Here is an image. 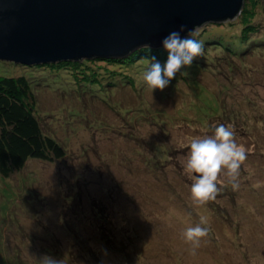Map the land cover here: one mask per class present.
<instances>
[{"label": "rangeland", "instance_id": "1", "mask_svg": "<svg viewBox=\"0 0 264 264\" xmlns=\"http://www.w3.org/2000/svg\"><path fill=\"white\" fill-rule=\"evenodd\" d=\"M246 3L248 20L223 21L228 48L206 42L163 91L143 82L148 55L0 60V74L32 77L44 132L67 154L0 175V264H264V0ZM220 124L247 154L239 189L222 173L217 198L197 205L183 165ZM201 216L192 255L182 233Z\"/></svg>", "mask_w": 264, "mask_h": 264}, {"label": "water", "instance_id": "2", "mask_svg": "<svg viewBox=\"0 0 264 264\" xmlns=\"http://www.w3.org/2000/svg\"><path fill=\"white\" fill-rule=\"evenodd\" d=\"M246 0H0V60L122 58L185 25L234 20Z\"/></svg>", "mask_w": 264, "mask_h": 264}, {"label": "clouds", "instance_id": "3", "mask_svg": "<svg viewBox=\"0 0 264 264\" xmlns=\"http://www.w3.org/2000/svg\"><path fill=\"white\" fill-rule=\"evenodd\" d=\"M180 25L179 30L171 31L165 36L161 45L167 53L164 62L152 56L150 63L143 72V82L152 92L156 89L163 91L185 67H191L194 59L203 55V43L194 39L197 35L195 29L187 30ZM235 133L230 127L223 124L215 126L211 135L194 138L189 144V153L184 162V171L192 179L191 198L197 205H204L217 198L221 188L218 180L223 173L227 176L232 190L239 189L240 168L247 159L245 149L235 141ZM260 187V185H256ZM208 220L201 216L200 223L194 227H187L182 233L186 243L190 245L189 251L195 255L202 238L208 235ZM41 264H60V261L44 255Z\"/></svg>", "mask_w": 264, "mask_h": 264}, {"label": "trees", "instance_id": "4", "mask_svg": "<svg viewBox=\"0 0 264 264\" xmlns=\"http://www.w3.org/2000/svg\"><path fill=\"white\" fill-rule=\"evenodd\" d=\"M246 5L247 3H245L244 10L240 14L244 20H248L251 17V15H247L251 12L249 11V5ZM224 24V22L206 24L199 32H196L197 35L193 38L201 41L203 46L206 42H209L211 47L226 45L225 47L228 48V44H225L218 36L219 32H222ZM209 28H214L215 32L209 34ZM241 38L242 40L236 36L234 41H249L248 34L247 38L243 36ZM237 44L235 45L237 46ZM236 49L234 50L235 52ZM141 55H148L149 59L153 55L158 59L166 60L167 58V53L162 46H157L156 48L144 46L134 50L133 53L126 57L133 60L134 57ZM85 61H89V59ZM70 62L76 63V61ZM126 62H129V60ZM21 65L28 67L24 64ZM42 65L31 66L39 68ZM33 82L32 77L23 73L17 76L0 74V175L4 177H10L16 171H23L30 160L55 161L67 156L64 146L52 135L44 132L36 110L38 102L32 87ZM93 83H96L97 86L99 82L95 81ZM125 83L124 81L123 84Z\"/></svg>", "mask_w": 264, "mask_h": 264}]
</instances>
